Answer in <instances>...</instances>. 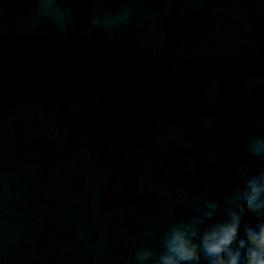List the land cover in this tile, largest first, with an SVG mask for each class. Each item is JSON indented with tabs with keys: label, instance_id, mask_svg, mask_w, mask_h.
Returning <instances> with one entry per match:
<instances>
[{
	"label": "water",
	"instance_id": "1",
	"mask_svg": "<svg viewBox=\"0 0 264 264\" xmlns=\"http://www.w3.org/2000/svg\"><path fill=\"white\" fill-rule=\"evenodd\" d=\"M259 141L264 0H0V264H155Z\"/></svg>",
	"mask_w": 264,
	"mask_h": 264
},
{
	"label": "clouds",
	"instance_id": "2",
	"mask_svg": "<svg viewBox=\"0 0 264 264\" xmlns=\"http://www.w3.org/2000/svg\"><path fill=\"white\" fill-rule=\"evenodd\" d=\"M246 159H264V141L249 144ZM227 201L226 216L203 231L200 224L216 216L220 200L205 199L202 215L173 224L155 264H264V172L243 184ZM237 209L248 212L257 222L246 224L234 242L240 222ZM152 255L151 249H140L136 260L145 262Z\"/></svg>",
	"mask_w": 264,
	"mask_h": 264
}]
</instances>
